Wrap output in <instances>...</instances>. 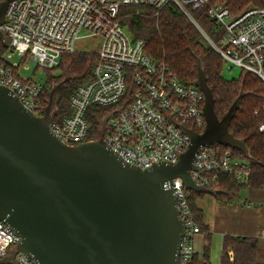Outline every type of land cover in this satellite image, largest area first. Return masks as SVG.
I'll return each instance as SVG.
<instances>
[{"label":"built area","instance_id":"built-area-1","mask_svg":"<svg viewBox=\"0 0 264 264\" xmlns=\"http://www.w3.org/2000/svg\"><path fill=\"white\" fill-rule=\"evenodd\" d=\"M169 3H175L189 16L220 54L224 68L240 67L264 81V0L262 6H249L236 14L224 2L211 0H12L6 22L0 26L10 44L9 51L0 58V85L42 116L45 82L21 77V64L11 60L12 54L23 59L31 57L52 71L62 56L80 52L78 41L92 39L98 50L85 53L97 55L93 78L72 94V113L61 121L54 119L53 132L69 145L97 139L100 133L92 138L95 111L90 106H113L105 116L110 117L104 139L115 154L142 169L176 163L191 144L184 128L200 133L205 129L204 94L194 83L183 82L167 63L152 58L145 41L131 37L120 15L125 6L161 10ZM188 6L208 8L218 41L199 26ZM260 130L264 131V123ZM193 165L191 176L198 184L213 189L219 188L222 175L234 176L241 183L251 176L250 164L220 144L201 146ZM165 187L173 190L184 221L177 264H192L194 240L202 232L191 209V191L181 177L166 182ZM21 240L17 231L0 221V260L11 255ZM15 262L38 264L23 251L17 252Z\"/></svg>","mask_w":264,"mask_h":264},{"label":"water","instance_id":"water-1","mask_svg":"<svg viewBox=\"0 0 264 264\" xmlns=\"http://www.w3.org/2000/svg\"><path fill=\"white\" fill-rule=\"evenodd\" d=\"M11 1H0V26ZM0 40L7 44L1 29ZM196 59L194 84L204 94L205 129L184 128L191 144L178 162L148 169L125 163L107 145L110 116L99 138L78 145L53 132L57 93L67 78L53 85L42 116L0 85V221L22 237L0 264H17L18 251L38 264H177L184 221L165 183L181 177L188 190L215 196L220 190L198 184L190 174L198 149L220 144L250 158L246 140L230 131L244 89L219 118L203 63Z\"/></svg>","mask_w":264,"mask_h":264},{"label":"trees","instance_id":"trees-1","mask_svg":"<svg viewBox=\"0 0 264 264\" xmlns=\"http://www.w3.org/2000/svg\"><path fill=\"white\" fill-rule=\"evenodd\" d=\"M224 2L232 13H238L249 6H262V0H211ZM188 10L199 26L214 40H219L216 24L208 15V8ZM122 25L134 40H144L147 53L157 61L167 63L187 84H193L197 79V59L200 57L208 84L213 90L215 110L219 118L230 108L234 100L244 89L236 116L233 118L230 131L236 138L245 139L250 158L243 152L232 149L238 158L245 159L251 167V176L246 183L239 182L236 177L222 175L219 177L220 192L214 196L219 203L237 201L243 189H264V131L260 126L264 123V81L256 74L242 70L237 79H227L223 74L224 61L220 54L206 40L200 29L193 23L185 12L175 3H169L161 10L149 6H125L121 9ZM10 49V44L0 40V58ZM97 55L78 52L64 55L59 65L58 75L51 71L44 85L42 96L43 106L47 104L49 92L53 85L67 78L65 84L57 93L56 110L53 114L55 121H61L72 113L71 96L84 82L93 78V67ZM53 69V70H55ZM91 105L95 111L93 116L92 138L99 136V128L106 115L114 108ZM190 205L196 222L205 234V246L202 253H195L192 264H212L210 252L212 232L205 221L204 211L197 201L206 194L190 192ZM231 252L233 254H231ZM220 264H264V238L245 235L226 234L223 237Z\"/></svg>","mask_w":264,"mask_h":264},{"label":"crops","instance_id":"crops-1","mask_svg":"<svg viewBox=\"0 0 264 264\" xmlns=\"http://www.w3.org/2000/svg\"><path fill=\"white\" fill-rule=\"evenodd\" d=\"M203 199L200 198L197 203L204 211L205 221L211 228L213 264H220L223 237L226 234L264 238V189H249V194L240 202L219 203L214 200L213 217L206 213L207 209L201 204ZM194 243L195 252H202L205 234H198Z\"/></svg>","mask_w":264,"mask_h":264},{"label":"rangeland","instance_id":"rangeland-1","mask_svg":"<svg viewBox=\"0 0 264 264\" xmlns=\"http://www.w3.org/2000/svg\"><path fill=\"white\" fill-rule=\"evenodd\" d=\"M77 49L80 52L97 51L98 45L94 44L92 39H85V40L78 41ZM11 60L15 61L16 63L21 64L20 70H19L21 77L31 78V79L39 80L42 82H45L47 80L48 74L50 73V71L47 70L46 68L42 67V66H39L37 60H33L31 57L23 59L21 56H19L16 53L12 54ZM59 73L60 72L58 69L51 71L52 75H58ZM241 73H242V69L240 67H234L231 70L224 68V70H223V74H224L225 78H227V79H233V78L237 79L240 77ZM248 194H249V189H243L240 192L237 201L240 202V200H244ZM203 198L204 199H203V202H201V204L203 205L204 208L207 209L206 213L208 214V216L213 217L214 216L213 215V213H214V207L213 206L215 205L214 196H212L210 194H206ZM202 252H200V253H202ZM231 254H233V253L231 252ZM218 257H219V254L217 255V258ZM210 260H211V263L213 264V261H212V245H211V252H210Z\"/></svg>","mask_w":264,"mask_h":264}]
</instances>
